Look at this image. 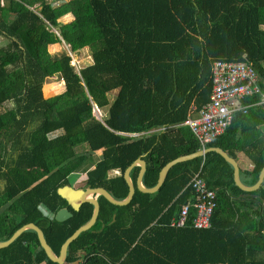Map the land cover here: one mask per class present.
I'll return each mask as SVG.
<instances>
[{
	"label": "trees",
	"instance_id": "obj_1",
	"mask_svg": "<svg viewBox=\"0 0 264 264\" xmlns=\"http://www.w3.org/2000/svg\"><path fill=\"white\" fill-rule=\"evenodd\" d=\"M63 41L69 51H49ZM87 48L92 61L73 64ZM217 59L252 63L264 91V0H0V240L34 222L59 255L94 212L90 202L74 210L58 193L72 174L124 199L125 171L136 159L147 162L143 183L153 187L167 162L201 149L185 122L210 100ZM55 75L62 80L44 85ZM43 86L61 94L45 98ZM95 104L108 109L105 118ZM10 144L20 150L8 158ZM213 146L244 153L252 164L241 167L242 181L255 184L264 167V104L237 112L206 145ZM201 169L217 193L212 226L194 228V208L185 227L172 226L195 200L189 184ZM140 170L131 171L129 204L98 196V219L71 242L65 264H264V182L244 191L215 151L175 164L154 193L137 187ZM63 207L73 216L58 221ZM0 264L60 263L26 230L0 248Z\"/></svg>",
	"mask_w": 264,
	"mask_h": 264
},
{
	"label": "built area",
	"instance_id": "obj_2",
	"mask_svg": "<svg viewBox=\"0 0 264 264\" xmlns=\"http://www.w3.org/2000/svg\"><path fill=\"white\" fill-rule=\"evenodd\" d=\"M213 89L210 100L198 111L190 115L186 124L198 139L202 148L222 135L232 124L237 112L246 113L253 105L264 104V91L259 84V75L252 63L248 61H231L217 59L212 64ZM261 94V100L246 103L249 98ZM100 110L95 104L94 110ZM165 130V127L161 128ZM137 137L144 132L127 133ZM201 148V149H202ZM195 193L194 201H187L178 218L171 222L172 226L185 227L191 212L196 210L192 226L196 229H207L212 226V217L217 207V193L211 188L202 174L196 172L189 184Z\"/></svg>",
	"mask_w": 264,
	"mask_h": 264
},
{
	"label": "water",
	"instance_id": "obj_3",
	"mask_svg": "<svg viewBox=\"0 0 264 264\" xmlns=\"http://www.w3.org/2000/svg\"><path fill=\"white\" fill-rule=\"evenodd\" d=\"M211 151L218 152L228 162H230L233 165L234 180L237 186H239L241 189L247 192H252L260 188V186L264 182V167L262 168L260 172L258 181L253 185H247L242 181L241 167H240L239 161L235 157L229 155V153L225 151L223 148L218 147V146L202 148L193 153L181 155L167 162L160 172L158 183L153 187H147L146 185H144L143 178L147 170V162L143 158H138L125 171V178L129 185V193L124 199H117L104 187H92L91 185H87L85 187H75L72 184H66L58 188V193L68 201V204L74 210H79L82 204L85 202H90L94 205V212H93L91 219L85 224L81 225L79 228H77L75 232L66 239V241L62 245L59 255L54 252V250L48 243L43 229L34 222H29V223L24 224L23 226L18 228L10 238L6 240H0V248L7 247L10 244H12L24 231L34 230L37 232L41 246L46 251L48 257L52 261L58 262L60 264H65L67 255H68L69 245L71 244V242L75 240L83 231L91 229L98 219V216L100 213V202L98 200L99 195L105 196L110 202L116 205H127L131 202L136 192V185L131 178V171L134 166L136 165L141 166V170L137 178V187L141 191L148 192V193H154L157 190H159L160 187L163 185V183L165 182L167 178L169 170L175 164L179 162L191 160V159H194L200 156H204L205 154ZM72 216H73V212L70 210L69 207H63L59 209L57 213L55 214V218L58 221H65ZM115 218H116V215L114 216V219ZM78 263H79V260L71 264H78Z\"/></svg>",
	"mask_w": 264,
	"mask_h": 264
},
{
	"label": "rangeland",
	"instance_id": "obj_4",
	"mask_svg": "<svg viewBox=\"0 0 264 264\" xmlns=\"http://www.w3.org/2000/svg\"><path fill=\"white\" fill-rule=\"evenodd\" d=\"M48 1L51 2L53 4V6H60L61 4L65 3L69 0H48ZM38 6L39 5H37V7ZM69 16L70 15L65 16L62 20L63 21L67 20V19L69 20V18H71ZM64 49H67L68 51L70 50L69 44H67L65 41H63L62 43L51 44L49 46V51L55 55L59 54ZM92 50H93V48H87L79 56H74L73 64H75L78 67H81L83 65H87L88 63H90L92 61V58H91ZM59 80H61L59 75H55L53 77L47 78L44 85H46L47 83H51V82H58ZM43 90H44V86H43ZM58 94H61V93L59 92V93H55V94L53 93V94L47 95L44 92V97L50 98V97H53V96L58 95ZM114 96H115V93L110 94L111 99H114ZM93 111H94V114L100 119L105 118L108 114L107 108L100 109V110L96 109ZM36 124L37 123L33 124V126H35ZM19 150H20V144H17V145L14 144L13 146H11V144H10L8 155H7L8 158H10L12 156H16L17 153L19 152ZM79 150H85V147L83 146ZM98 156L99 155H97V154L95 155V159H96L95 161H97ZM85 180H86V173H74L70 176V182L75 187H85L86 186ZM2 185L4 186V182L2 183Z\"/></svg>",
	"mask_w": 264,
	"mask_h": 264
},
{
	"label": "crops",
	"instance_id": "obj_5",
	"mask_svg": "<svg viewBox=\"0 0 264 264\" xmlns=\"http://www.w3.org/2000/svg\"><path fill=\"white\" fill-rule=\"evenodd\" d=\"M69 17H71V16H69ZM70 19L71 18H69V20ZM69 20L67 19V20H64V21L67 22ZM43 93H44V90H43ZM150 132H153V130L149 131V133ZM236 159L239 161L240 167H247V166H250L252 164L251 161L246 157V155L244 153H241V152L238 153V156H237Z\"/></svg>",
	"mask_w": 264,
	"mask_h": 264
}]
</instances>
